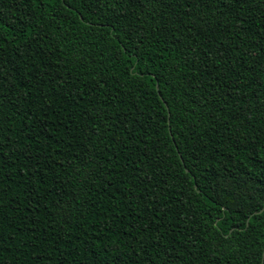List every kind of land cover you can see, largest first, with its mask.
Listing matches in <instances>:
<instances>
[{"label":"trees","instance_id":"obj_1","mask_svg":"<svg viewBox=\"0 0 264 264\" xmlns=\"http://www.w3.org/2000/svg\"><path fill=\"white\" fill-rule=\"evenodd\" d=\"M263 208L264 0H0V264H262Z\"/></svg>","mask_w":264,"mask_h":264},{"label":"water","instance_id":"obj_2","mask_svg":"<svg viewBox=\"0 0 264 264\" xmlns=\"http://www.w3.org/2000/svg\"><path fill=\"white\" fill-rule=\"evenodd\" d=\"M263 209L259 213H261L263 211ZM263 261H264V249H263V254H262V264H263Z\"/></svg>","mask_w":264,"mask_h":264}]
</instances>
